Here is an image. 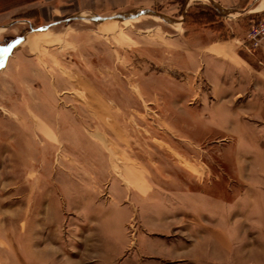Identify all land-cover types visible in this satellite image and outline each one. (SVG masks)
<instances>
[{"label":"rangeland","instance_id":"1","mask_svg":"<svg viewBox=\"0 0 264 264\" xmlns=\"http://www.w3.org/2000/svg\"><path fill=\"white\" fill-rule=\"evenodd\" d=\"M255 5L0 0V264H264L234 130Z\"/></svg>","mask_w":264,"mask_h":264},{"label":"crops","instance_id":"2","mask_svg":"<svg viewBox=\"0 0 264 264\" xmlns=\"http://www.w3.org/2000/svg\"><path fill=\"white\" fill-rule=\"evenodd\" d=\"M86 1V0H85ZM101 1V0H94ZM188 5L191 3H208L213 6H218L225 10H240L247 11V13H258L255 9L250 11L249 8L255 5L259 0H184ZM264 1V0H263ZM153 15L161 17L158 12L152 11L149 8H141L136 14L130 13H118L112 16H101L99 14L92 15H82V16H72L66 21L69 22L72 19L82 20L85 18L91 19L95 22H104L108 20H120L129 21L139 18L145 15ZM255 90L251 92H243L242 95H249L248 103L242 107L240 115H243L241 121L239 122V117H237V122L235 123L234 130L235 135L239 138L240 151H244L246 155L250 157V167L251 175L248 177L246 189L241 192L240 198L238 199L239 204L246 201L250 204L252 211L262 210L264 207V87L256 86ZM239 116V115H238ZM241 155V154H239ZM238 155V156H239ZM242 159V158H241ZM244 166H238V177H243ZM241 201V202H240ZM251 201V203L249 202ZM263 226H264V222Z\"/></svg>","mask_w":264,"mask_h":264},{"label":"built area","instance_id":"3","mask_svg":"<svg viewBox=\"0 0 264 264\" xmlns=\"http://www.w3.org/2000/svg\"><path fill=\"white\" fill-rule=\"evenodd\" d=\"M248 44L252 49L264 50V16L251 25L248 31Z\"/></svg>","mask_w":264,"mask_h":264},{"label":"bare ground","instance_id":"4","mask_svg":"<svg viewBox=\"0 0 264 264\" xmlns=\"http://www.w3.org/2000/svg\"><path fill=\"white\" fill-rule=\"evenodd\" d=\"M219 11L224 13V11H222V10H219ZM114 22H115V21H114Z\"/></svg>","mask_w":264,"mask_h":264}]
</instances>
